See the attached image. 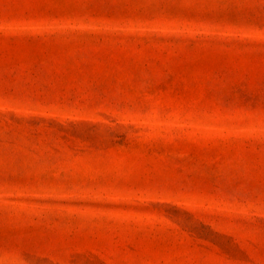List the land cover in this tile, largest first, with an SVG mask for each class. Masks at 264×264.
Segmentation results:
<instances>
[{
  "label": "rangeland",
  "instance_id": "rangeland-1",
  "mask_svg": "<svg viewBox=\"0 0 264 264\" xmlns=\"http://www.w3.org/2000/svg\"><path fill=\"white\" fill-rule=\"evenodd\" d=\"M0 264H264V0H0Z\"/></svg>",
  "mask_w": 264,
  "mask_h": 264
}]
</instances>
